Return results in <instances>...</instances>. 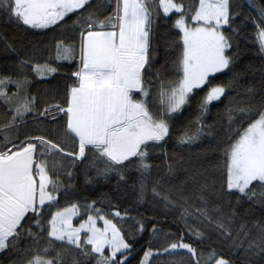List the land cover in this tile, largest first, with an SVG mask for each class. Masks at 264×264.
Instances as JSON below:
<instances>
[{
  "label": "snow or ice",
  "instance_id": "obj_1",
  "mask_svg": "<svg viewBox=\"0 0 264 264\" xmlns=\"http://www.w3.org/2000/svg\"><path fill=\"white\" fill-rule=\"evenodd\" d=\"M0 264H264V0H0Z\"/></svg>",
  "mask_w": 264,
  "mask_h": 264
},
{
  "label": "trees",
  "instance_id": "obj_2",
  "mask_svg": "<svg viewBox=\"0 0 264 264\" xmlns=\"http://www.w3.org/2000/svg\"><path fill=\"white\" fill-rule=\"evenodd\" d=\"M213 112L215 113V110H213Z\"/></svg>",
  "mask_w": 264,
  "mask_h": 264
}]
</instances>
